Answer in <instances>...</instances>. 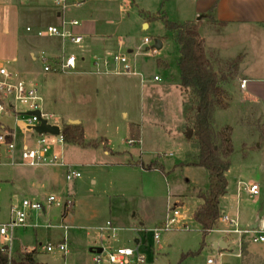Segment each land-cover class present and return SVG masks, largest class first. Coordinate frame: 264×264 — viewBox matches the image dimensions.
I'll return each instance as SVG.
<instances>
[{
	"label": "rangeland",
	"instance_id": "obj_1",
	"mask_svg": "<svg viewBox=\"0 0 264 264\" xmlns=\"http://www.w3.org/2000/svg\"><path fill=\"white\" fill-rule=\"evenodd\" d=\"M163 2L70 0L65 20L92 23L96 30L95 39L74 45L57 38L37 37L39 29L59 26L58 10L53 6L34 7L42 13L35 23L24 13V5L15 0H0V15L5 11L9 18L7 23L0 21V62L6 64L16 57L23 66L28 53L44 52L33 66L39 76L34 83L44 99L43 110L69 124L79 121L85 142L97 143L91 147H56L64 163L81 174L73 181H67V168L59 165L24 166L19 150L13 164H0V222L7 221L10 206L24 198L42 202L51 196L61 202L66 197L75 199L67 216H63V208L54 204L45 211L46 222L33 217V223L41 224L39 229L17 230L8 245L13 255L27 248L36 252L38 261L44 264H96L95 254L90 253L91 248L100 245L95 235L99 228L111 223L116 236L106 238L104 246L112 252L132 249L135 255L129 258V264H207L208 259L217 264H264V244L244 239L241 248L238 235L222 232L235 229V225L221 222L203 237L194 220L201 204L198 193L208 190L210 180L207 169L190 164L199 153L194 132L187 138V130H193L194 112L186 120L185 110L193 96L180 87L179 49L173 33L159 21L143 29L145 19L141 16V11H163L170 21L184 24L191 9L188 0H170L164 5ZM28 26L32 32L26 31ZM145 38L153 43L145 46ZM119 39L125 43L121 50L117 47ZM155 40L162 43L159 51L153 50ZM57 47H61L59 53L55 51ZM62 51L78 58L73 69L66 73L44 72L43 58L48 60L46 64L54 65L62 58ZM104 51L128 54L145 83L132 75L104 74L103 66L102 73H97L92 61L103 57ZM209 59L217 72L225 69L228 62L216 56ZM16 66L7 65L19 73ZM114 70V66L109 69ZM20 75L24 79V74ZM155 76L160 78L159 82L153 81ZM230 83L225 88L233 101L227 110H217L214 115L216 130L225 126L232 129L234 145L231 167L226 173L228 193L221 199L220 209L229 215L238 211L246 218L262 204H254L244 194L239 198L238 182L254 181L264 188V148H255L264 142V121L260 106L235 100ZM0 120L15 125L11 117ZM131 125L139 131L138 144L131 143ZM15 126L21 145L22 125L18 122ZM149 166L153 169L149 170ZM175 204L181 208L189 228L163 231L157 242L153 230L163 226L168 207ZM47 225L54 228H46ZM65 237L70 251L66 257L58 251L42 250L47 245L57 246ZM221 240L228 243V250L214 247ZM140 257L145 258L144 263L139 262Z\"/></svg>",
	"mask_w": 264,
	"mask_h": 264
},
{
	"label": "built area",
	"instance_id": "obj_2",
	"mask_svg": "<svg viewBox=\"0 0 264 264\" xmlns=\"http://www.w3.org/2000/svg\"><path fill=\"white\" fill-rule=\"evenodd\" d=\"M35 1L44 5L53 6L58 10L59 15L65 16V12L69 7L70 0H20ZM83 26L82 22L77 20L66 21L63 17L62 23L59 26H49L45 29H40L36 32L38 38H57L63 41V43L69 42L74 45H81L84 43L85 36L78 32ZM27 32H32V29L28 27ZM153 43L151 39L145 38L143 44L149 46ZM155 44V42H154ZM154 51H157L153 47ZM63 56L54 65L46 64L47 59L43 58L45 62L44 72H58L66 73L73 69L78 61V58L74 54L66 55L63 51ZM16 63V61H7L6 64L0 62V119L3 117H11L16 123L22 125L23 143L18 144V132L16 126H12L7 123H3L0 120V164H13L14 155L19 150L21 154V160L24 166L29 168H43L62 166L67 168V181H73L81 177V174L73 169V167L67 166L61 155L56 152L58 145H63L65 139L63 136V128L66 123L61 117L48 114L43 110L44 99L41 95L38 85L28 82L21 78L20 73L14 69H10L7 65ZM94 66L97 73H102L100 67L105 68L104 74L114 75H132L141 78L144 83L143 75L136 70V67L130 63L128 54L120 52H106L103 57L95 58ZM112 66L115 67L114 71H109ZM153 81L159 82L160 78L155 76ZM247 81L242 80L241 88L246 87ZM39 112L40 117L35 115H28L29 113ZM41 121H45L47 125L51 127H58L60 134L54 136L51 134H39L35 131V127L41 125ZM247 194L250 198L255 199L260 196V187L257 184H252L246 187ZM56 204L58 207L63 208V216L70 213L74 206L75 201L72 197H66L62 202L55 197H49L45 202L37 201L33 199H23L15 202L9 209V217L7 221L0 222V236L2 237L3 246L0 251L8 254L9 262L12 264L11 259L13 252L8 247L14 240V234L19 229H39L41 224L33 223V217L43 219L45 211L48 207ZM181 208L178 204L169 206L167 209L166 218L161 228L153 230L154 239L158 242L160 235L163 231H169L172 229H178L180 227L187 229L189 225L186 224V217L182 214ZM1 211V201H0ZM65 217V216H64ZM42 221V220H41ZM222 223L229 225H235L233 230H223L222 232L230 236L236 234L239 236V244L242 247L244 239H248L254 244H264V215H262L254 228H248L241 230L237 228V225L228 216L222 215L220 219ZM219 221V222H220ZM46 228H54L51 225L45 226ZM106 235L108 237H106ZM116 236V229L112 228L111 223H107L106 227L98 229L95 237L100 245H97L93 249H103L102 253L94 252V262L96 264H129V258L135 255L134 251L130 248H119L117 251L112 252L107 250L104 246L106 238L109 240L111 237ZM100 241V242H99ZM43 251L53 253L54 251L61 252L64 257L69 255V245L67 238L59 243L57 246L47 245L42 248ZM139 262L144 263L145 258L140 257ZM207 264H217L214 259H208Z\"/></svg>",
	"mask_w": 264,
	"mask_h": 264
},
{
	"label": "trees",
	"instance_id": "obj_3",
	"mask_svg": "<svg viewBox=\"0 0 264 264\" xmlns=\"http://www.w3.org/2000/svg\"><path fill=\"white\" fill-rule=\"evenodd\" d=\"M167 1L170 0H164L163 5ZM141 16L148 23L155 21L163 23L165 28L173 33L179 49L180 87L193 96V100L186 106L185 118L188 120L189 114L194 112L193 130L199 153L196 160L190 164L207 169L210 180L208 190L198 193L202 204L195 211L194 220L200 225L202 236L206 237L216 229L222 218L220 203L227 194L226 173L231 167V158L234 153L232 129L225 126L216 130L214 115L217 110H227L233 101L225 85L237 79L242 57L228 61L225 69L217 72L206 53L205 43L199 33V23L172 22L163 11L157 14L141 11ZM63 136L66 144L81 147L97 145L95 142H85L81 125L66 124L63 128ZM131 137L132 144L139 143L140 134L133 125H131ZM148 169H153V166H149ZM8 262V254L0 251V264ZM11 262L12 264H44L38 261L36 252L25 250L14 253Z\"/></svg>",
	"mask_w": 264,
	"mask_h": 264
},
{
	"label": "crops",
	"instance_id": "obj_4",
	"mask_svg": "<svg viewBox=\"0 0 264 264\" xmlns=\"http://www.w3.org/2000/svg\"><path fill=\"white\" fill-rule=\"evenodd\" d=\"M15 1L24 5V13L33 22L37 23V21L42 18V13L40 12V10H38L39 8L34 9V7L46 5L35 1H24V3L20 0ZM188 1V6L190 7L191 11L187 12L188 17L185 18L184 23H199V33L205 43L206 53L208 57L210 58L211 56H216V58H219V60L224 61H230L236 59L239 56L242 57V61L239 67V75L236 80L229 84L232 87L231 93L234 95L235 100H238L239 102L252 103L260 106L262 111V118L264 121V0ZM5 9L7 11L8 8L6 7ZM63 17L62 15L60 16L59 13H57L56 18L58 21V25L62 23ZM8 19V14L4 11L3 15H0V21L5 20V22L7 23ZM150 24L151 23H148L146 20H144L142 24L143 29H145V27L149 29ZM78 32L85 36L84 41L96 38L95 25L92 23H83V26L78 29ZM117 47L118 50H121L125 47V43L121 39H119L117 42ZM55 51L59 53L61 51V47H57ZM106 52L109 51H104V53ZM128 53L133 54V51L129 50ZM40 54H44V52H41L38 55ZM38 55L33 52L28 53L27 57H24L23 66L19 64V61L16 57L12 59L13 61H16L14 65L16 66L17 64L16 67H18L17 69L19 73H23L24 79H27L32 83L37 81L39 77L33 68L34 63L38 60ZM94 60L95 58L92 61L93 65ZM82 61H85V58H82ZM242 80L247 81L246 87L244 89L241 88ZM34 84L38 85L37 83ZM71 122L73 121H70V123ZM245 145L246 143H244V146H242L245 147ZM255 148L263 149L264 142L259 144V146ZM105 154H109L108 149L105 150ZM252 184H257L260 187V196L255 199L250 198L246 191V187ZM37 186L41 187L40 184H38ZM237 193L239 198L244 194L249 199L253 200L254 204H262V206L260 207V209L250 213L246 218H242L238 211L237 213H233L231 215L223 211L222 215L228 216L232 221H234V223L237 225V228L241 230L254 228L258 222V219L262 215H264V188L261 184L254 181H251L249 183L240 181L238 182ZM44 217L46 219V214L44 215ZM220 224L221 221L218 223L216 228H218ZM222 243L226 246L225 248H220V245ZM214 247H218L222 250L229 249L228 243L224 240L216 242L214 244ZM24 250L32 252L27 248H24Z\"/></svg>",
	"mask_w": 264,
	"mask_h": 264
},
{
	"label": "water",
	"instance_id": "obj_5",
	"mask_svg": "<svg viewBox=\"0 0 264 264\" xmlns=\"http://www.w3.org/2000/svg\"><path fill=\"white\" fill-rule=\"evenodd\" d=\"M155 44H154V48L159 51L162 49V43L159 41V40H155L154 41ZM28 115H35L37 117H40V113L39 112H35V113H29ZM71 124L73 125H80V122L78 121H73L71 122ZM35 131L38 132L39 134H51V135H54V136H58L60 134V130L58 127H51L49 125L46 124L45 121H41V125L40 126H37L35 127ZM193 130L192 129H188L187 130V138L190 139L193 135ZM226 246L222 243L220 245V248H225ZM94 252H97V253H102L103 252V249L99 248V249H93L91 248L90 249V253H94Z\"/></svg>",
	"mask_w": 264,
	"mask_h": 264
}]
</instances>
